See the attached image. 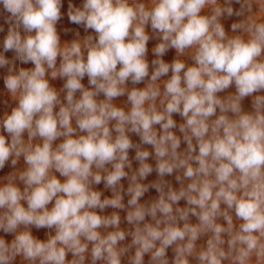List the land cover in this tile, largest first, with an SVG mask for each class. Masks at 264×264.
Here are the masks:
<instances>
[{"label": "clouds", "instance_id": "9594fccd", "mask_svg": "<svg viewBox=\"0 0 264 264\" xmlns=\"http://www.w3.org/2000/svg\"><path fill=\"white\" fill-rule=\"evenodd\" d=\"M63 7L0 0V264H264V0Z\"/></svg>", "mask_w": 264, "mask_h": 264}, {"label": "rangeland", "instance_id": "374dc122", "mask_svg": "<svg viewBox=\"0 0 264 264\" xmlns=\"http://www.w3.org/2000/svg\"><path fill=\"white\" fill-rule=\"evenodd\" d=\"M71 2L73 4H75L76 6H80L82 4V0H64V7L62 8V13H63V16H62V19L59 21L58 25H57V29H58V32H60L61 34V37H62V40H70L72 38L75 37V33L77 31L80 32L81 36L85 35L86 33L84 32L83 30V27L80 26V25H76V24H73L69 21L68 19V16H67V6H68V3ZM235 7H239L238 5H235ZM6 14L3 13L2 9H0V24L4 25V28H5V32L4 33H0V51H2V40H3V37L4 35H6V32H7V25L4 24V16ZM232 19H237L235 17H233ZM231 21H226V26L228 24H230ZM156 43L155 40L151 41L150 44H149V50H151V47L154 46V44ZM6 56H8L9 58L12 57L14 55V53H6L5 54ZM174 56V50H170L168 54H166V56L164 57L165 60L167 62H170L172 60ZM152 58H154L152 55H151V51H149V60H151ZM19 63V62H17ZM21 66H25V67H31V65H21ZM6 69H0V114H2L4 111H10V108L11 106H14V105H5L4 104V101L7 99V96L5 94V90H4V84H3V75L6 74ZM85 83V85L87 86V79L85 78V80L83 81ZM62 83V82H61ZM138 86H143V85H138ZM229 91H234V89H230ZM126 100V97H121V98H118L115 103L117 104H121L123 103L124 101ZM244 103V107L246 110H249L250 107H251V103H250V98H246V100L243 102ZM178 122L180 121V118L177 116L175 117ZM133 140L135 142H138V137H135L133 136ZM184 145H182L183 147ZM134 156V150H131L130 151V158ZM149 162L153 163L154 164V160H150ZM137 163L135 161H133V167H137ZM11 171V166H10V163L7 164L5 166V169L3 171H0V177H3L6 173L10 172ZM157 177H156V174L155 172L153 174H151L147 180L145 181V183H148V182H151L153 180H155ZM167 179L171 180L174 184V186H177L176 183H175V180H174V176L173 177H166ZM122 183H124L125 185V188L127 187V180H123ZM100 189H103V185H100L98 186ZM105 195H109L110 196V191L108 190H105ZM157 195V193L155 192L154 189H150L148 193L145 194V197L142 198V202L143 200H148V199H151V198H154L155 196ZM127 202V196H125V203ZM183 204V202H181ZM112 211V209H107L106 210V214L107 213H110ZM125 215V213L122 211L121 212V216L123 217ZM193 222H195V219L193 218ZM122 227H126L125 224H122ZM47 232L46 229H40V230H37L35 228H33V234L38 236L39 238H46L45 237V233ZM0 236H5L6 239H8L9 241L13 238L11 236V234H8V235H5L4 233L0 232ZM130 240V238H129ZM172 253H171V250H169V256H171ZM146 261H147V257H145Z\"/></svg>", "mask_w": 264, "mask_h": 264}]
</instances>
